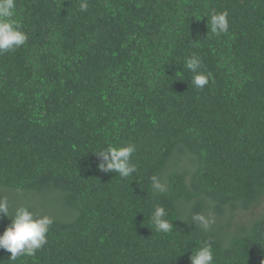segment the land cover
Returning a JSON list of instances; mask_svg holds the SVG:
<instances>
[{"label":"trees","instance_id":"trees-1","mask_svg":"<svg viewBox=\"0 0 264 264\" xmlns=\"http://www.w3.org/2000/svg\"><path fill=\"white\" fill-rule=\"evenodd\" d=\"M82 2L16 0L28 40L0 51V235L21 207L54 223L34 256L0 261L191 264L210 241L214 264H264V0ZM225 11L217 36L209 17ZM128 144L136 172L99 169L101 150ZM195 213L214 219L207 232Z\"/></svg>","mask_w":264,"mask_h":264},{"label":"clouds","instance_id":"clouds-1","mask_svg":"<svg viewBox=\"0 0 264 264\" xmlns=\"http://www.w3.org/2000/svg\"><path fill=\"white\" fill-rule=\"evenodd\" d=\"M87 2L80 4L81 11H87ZM16 0H0V51L14 52L25 45L28 36L22 31L20 23L15 19ZM211 31L217 36L226 34L229 29L228 13H213L209 17ZM201 60L192 56L186 60L187 69L193 74L191 84L194 88L203 90L209 83V76L200 71ZM136 151L135 145L128 144L123 147L109 146L99 152L97 157L101 159L98 167L105 173L114 172L121 178H127L137 171L136 165L132 163V156ZM151 186L159 192L166 191V186L161 183L158 176L153 175ZM10 215L9 201L6 197H0V218ZM168 212L162 205H156L150 220L157 232L169 233L174 225L168 219ZM11 223L0 235V249L11 254L9 262H15L22 256H34L36 252L47 243V234L54 220L47 215L37 216L27 208H17L11 216ZM214 219L202 213L191 216L190 223L199 226L207 232ZM191 264H214L212 243L204 242L189 257ZM4 264V261H0Z\"/></svg>","mask_w":264,"mask_h":264},{"label":"rangeland","instance_id":"rangeland-1","mask_svg":"<svg viewBox=\"0 0 264 264\" xmlns=\"http://www.w3.org/2000/svg\"><path fill=\"white\" fill-rule=\"evenodd\" d=\"M260 211H261V210L259 209V210H255L254 212L251 211V212L247 213V214L244 216V220H247V219H249V218L254 217V216L257 215Z\"/></svg>","mask_w":264,"mask_h":264}]
</instances>
